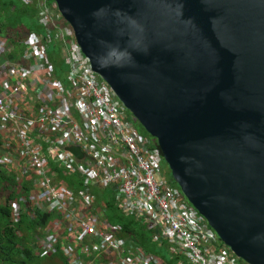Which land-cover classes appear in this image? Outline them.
Returning <instances> with one entry per match:
<instances>
[{
    "label": "water",
    "instance_id": "water-1",
    "mask_svg": "<svg viewBox=\"0 0 264 264\" xmlns=\"http://www.w3.org/2000/svg\"><path fill=\"white\" fill-rule=\"evenodd\" d=\"M53 1L188 201L264 264V0Z\"/></svg>",
    "mask_w": 264,
    "mask_h": 264
},
{
    "label": "built area",
    "instance_id": "built-area-1",
    "mask_svg": "<svg viewBox=\"0 0 264 264\" xmlns=\"http://www.w3.org/2000/svg\"><path fill=\"white\" fill-rule=\"evenodd\" d=\"M18 1L37 2L45 32L28 34L14 62L8 59L11 47L0 38V169L14 180L10 224L28 213L55 217L36 247L41 259L168 264L103 219L105 207L95 192L110 189L119 213L152 233L153 244L165 245L175 264H242L167 178L157 140L139 133L115 91L92 70L56 3ZM53 42L67 67L62 80L48 57ZM67 147L78 148L82 158ZM59 172L78 178L82 188L72 190Z\"/></svg>",
    "mask_w": 264,
    "mask_h": 264
},
{
    "label": "trees",
    "instance_id": "trees-1",
    "mask_svg": "<svg viewBox=\"0 0 264 264\" xmlns=\"http://www.w3.org/2000/svg\"><path fill=\"white\" fill-rule=\"evenodd\" d=\"M39 15L40 8L36 1L27 6L18 0H0V38L4 39L11 47V53L8 56L11 61H19L23 51L22 41L28 34L34 32L38 35H44V28L38 24ZM60 53L59 44L53 42L48 49V57L54 66L56 77L62 80L67 67ZM164 164L166 165L165 162ZM59 177L69 184L75 192L82 188L78 178L65 177L62 172H59ZM171 180L178 187L172 176ZM0 186L2 187L0 196L5 198L4 203L0 204V264H43L44 262L36 254L37 237L39 234H44L55 217L36 212L37 217L32 218L29 217L30 214L28 213L23 215L19 224L12 226L9 222V201L14 195V180L1 169ZM24 191L26 193L29 191L27 185L24 186ZM95 195L98 205L105 207L103 219H106L112 226L121 227L123 237L131 238L144 251L161 257L168 264H175L176 260L171 258L165 245L157 248L153 244L152 233L133 219L125 218L119 213L113 199V192L110 189H106V191L96 190ZM51 259H61L65 264V259L61 255Z\"/></svg>",
    "mask_w": 264,
    "mask_h": 264
},
{
    "label": "rangeland",
    "instance_id": "rangeland-1",
    "mask_svg": "<svg viewBox=\"0 0 264 264\" xmlns=\"http://www.w3.org/2000/svg\"><path fill=\"white\" fill-rule=\"evenodd\" d=\"M11 53V52H10ZM128 115H130L131 119H132V122L135 123L136 125V128L137 130L139 131V133H141L142 135L146 136V137H150V138H153L152 136H150L145 130L144 128L134 119L133 115L128 111ZM69 148L71 147H67V150H69ZM72 152V151H71ZM74 153V152H73ZM83 155V154H82ZM164 167L166 168V174H167V178L168 179H171V176H172V173L169 169V167H167V164L165 165L164 164ZM1 200H0V204H3L4 201H5V198H2L0 196ZM46 235V234H45ZM45 235L43 234H39L38 237H40L38 240H37V243H36V246L37 248L39 247L41 241L44 239ZM37 237V238H38ZM38 251V250H37ZM37 251H36V254H37ZM42 260L44 263L43 264H63V261L61 259H40ZM242 260V259H241ZM243 261V260H242ZM64 263L66 264V262L64 261ZM246 262L243 261L242 264H245ZM248 264V263H246Z\"/></svg>",
    "mask_w": 264,
    "mask_h": 264
},
{
    "label": "clouds",
    "instance_id": "clouds-1",
    "mask_svg": "<svg viewBox=\"0 0 264 264\" xmlns=\"http://www.w3.org/2000/svg\"><path fill=\"white\" fill-rule=\"evenodd\" d=\"M164 162H165V160H164ZM166 163V162H165ZM167 164V163H166ZM178 185V184H177ZM179 187V186H178Z\"/></svg>",
    "mask_w": 264,
    "mask_h": 264
},
{
    "label": "bare ground",
    "instance_id": "bare-ground-1",
    "mask_svg": "<svg viewBox=\"0 0 264 264\" xmlns=\"http://www.w3.org/2000/svg\"><path fill=\"white\" fill-rule=\"evenodd\" d=\"M191 204V203H190ZM192 205V204H191ZM193 206V205H192Z\"/></svg>",
    "mask_w": 264,
    "mask_h": 264
},
{
    "label": "crops",
    "instance_id": "crops-1",
    "mask_svg": "<svg viewBox=\"0 0 264 264\" xmlns=\"http://www.w3.org/2000/svg\"><path fill=\"white\" fill-rule=\"evenodd\" d=\"M32 33H34V32H32Z\"/></svg>",
    "mask_w": 264,
    "mask_h": 264
}]
</instances>
